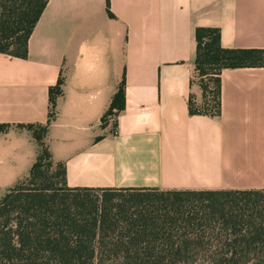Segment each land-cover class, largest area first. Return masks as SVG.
I'll list each match as a JSON object with an SVG mask.
<instances>
[{"label":"crops","instance_id":"crops-1","mask_svg":"<svg viewBox=\"0 0 264 264\" xmlns=\"http://www.w3.org/2000/svg\"><path fill=\"white\" fill-rule=\"evenodd\" d=\"M198 28L264 50V0H49L28 57L0 53V198L37 161L26 127L48 124L60 77L45 141L69 188L264 190V67L224 69L220 114L192 115Z\"/></svg>","mask_w":264,"mask_h":264},{"label":"trees","instance_id":"trees-1","mask_svg":"<svg viewBox=\"0 0 264 264\" xmlns=\"http://www.w3.org/2000/svg\"><path fill=\"white\" fill-rule=\"evenodd\" d=\"M49 0H0V53L25 59ZM109 7V2H108ZM202 105L217 116L224 69L264 67V50H232L218 29H196ZM64 80L50 90L45 127L27 126L39 145L29 176L0 198V264H264V190L159 191L69 188L45 138ZM120 89L107 117L124 107ZM9 129L0 125V134ZM56 166L58 172L51 173ZM130 193L118 206L112 193ZM98 193L106 195L101 202Z\"/></svg>","mask_w":264,"mask_h":264},{"label":"rangeland","instance_id":"rangeland-1","mask_svg":"<svg viewBox=\"0 0 264 264\" xmlns=\"http://www.w3.org/2000/svg\"><path fill=\"white\" fill-rule=\"evenodd\" d=\"M202 105V104H200ZM199 105V106H200ZM58 172V168L56 166H54L52 169H51V173L52 174H56ZM110 193H106V194H103V193H98V195L101 197V202H105L106 201V195H109ZM113 197H112V203H102L103 207L106 206V205H112V206H118L120 203L124 202V201H127V200H130V193H126V192H122V193H112Z\"/></svg>","mask_w":264,"mask_h":264}]
</instances>
